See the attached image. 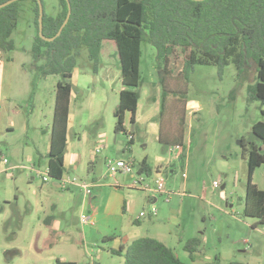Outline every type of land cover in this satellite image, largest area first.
<instances>
[{"label": "rangeland", "instance_id": "obj_1", "mask_svg": "<svg viewBox=\"0 0 264 264\" xmlns=\"http://www.w3.org/2000/svg\"><path fill=\"white\" fill-rule=\"evenodd\" d=\"M41 1L48 16L60 12V0ZM35 5L34 0H19V17L12 35L15 48L6 53L0 51V150L11 164L28 168L40 160L38 151L45 154L49 148L56 86L62 80L61 76H42L34 67ZM103 54L96 73L87 47L81 49L78 57L73 75L79 71L92 81L72 85V105L79 116L88 114L91 102L100 113L84 131L76 129L71 140L74 151L91 161L92 150L99 144L97 135L105 130L107 139L99 148L101 152H95L97 174L89 172L86 163L77 172L69 169V174L85 182L103 179L111 186L115 180L107 175L105 158L109 161L121 154L131 156L126 149L134 147L133 177L132 173L127 180L115 176L125 186L120 191L126 195L129 207L123 217L124 229L114 232L102 227V233L96 229L89 237L84 236L80 220L73 215L82 202L78 191L74 190V199L66 202L63 196L55 197V193H68L67 190L53 184L44 186L43 180L29 170H16L12 176L0 178V264H56L62 257L77 264H123L124 257L111 250H119L126 238V247L141 238L159 240L187 264H209L217 259L221 264H264V223L243 215L248 156L252 147H263L253 127L264 123V101L251 100L248 93V88L256 83L254 65L241 75L234 64L222 73L215 65L195 67L185 94L184 145L182 151H173L172 147L157 143L155 137L147 143L149 137L141 126L135 142H131L130 113L126 114L127 133L116 134L112 109L123 87L121 65L112 46L105 47ZM189 54L190 50H174L168 66L172 75L181 73ZM156 56V49L143 42L142 81L134 90L140 94V102H145V108H154L155 120L160 122L163 90ZM85 135L88 142L81 138ZM153 144L169 160V167L156 178L139 172L143 146L152 149ZM41 165L38 169L44 172L45 165ZM135 179H144L142 184L153 188L162 181L172 194L168 197L130 189ZM214 182L219 186L215 187ZM252 183L264 192V166L255 170ZM153 198L158 202L154 203ZM55 204L57 209H52ZM106 232L112 239H105ZM191 239L201 241L195 262L185 249ZM73 243L76 252L72 251Z\"/></svg>", "mask_w": 264, "mask_h": 264}, {"label": "trees", "instance_id": "obj_2", "mask_svg": "<svg viewBox=\"0 0 264 264\" xmlns=\"http://www.w3.org/2000/svg\"><path fill=\"white\" fill-rule=\"evenodd\" d=\"M9 0H0V5ZM34 8L37 36L32 47L34 67L42 76H61L55 93V106L46 157L48 175L59 183L65 174L67 123L70 113L71 78L81 49L87 47L95 73L104 58V48H115L121 65L119 104L115 110L116 134L127 133L125 117L135 114L141 85L142 44L149 42L157 52L160 85L163 90L160 112L159 143L183 147L188 91L191 73L197 65H215L222 73L234 64L239 75L256 68V83L248 88L251 100L264 101V0H68L71 17L60 37L47 42L39 32V5ZM67 0H60V12L48 16L44 9L43 36L54 38L69 13ZM18 2L0 9V51L14 50L13 32L19 17ZM44 6V4H43ZM176 48L190 50L181 73L168 70L169 58ZM263 147H252L248 156V182L243 215L264 223V192L253 183L255 170L264 166V123L253 127ZM133 135V134H131ZM131 141V140H130ZM132 142V141H131ZM140 174L151 176L147 161L141 162ZM185 249L194 262L201 252V241L191 239ZM112 254L123 256V264H187L164 243L141 238ZM56 264H75L56 261ZM209 264H221L217 259ZM230 264H241L232 262Z\"/></svg>", "mask_w": 264, "mask_h": 264}, {"label": "crops", "instance_id": "obj_3", "mask_svg": "<svg viewBox=\"0 0 264 264\" xmlns=\"http://www.w3.org/2000/svg\"><path fill=\"white\" fill-rule=\"evenodd\" d=\"M86 81H92V79H88L87 75L83 77L79 71H77L73 77H72V85L74 87L78 86L82 82ZM124 89V86L121 88L120 92ZM75 97V93L72 89L71 93V104H70V113L68 117V123H67V150L65 154V159H64V165H65V174L64 176L70 177V178H76V176H72L69 174V169L74 168V170L77 172L81 166H83L85 163L87 164L86 167L88 168V171L91 172L92 174H97V167H96V161L97 157H95V150L99 149L101 145L106 141L108 133L103 130L97 135V142L99 144L94 147L92 150V160L88 161L85 160V154H81L78 152L74 151V145L72 144V137L73 134L75 133V130L77 129L78 131H84L90 123H92L98 114L100 113V109L96 107L95 104L92 102L89 104V112L87 115H82L79 116L77 114V111L75 107L72 105V100ZM145 101L147 102V99L144 98ZM119 104V100L116 102V104L113 105V116L116 110V105ZM55 106V105H54ZM154 108L147 107L145 108V102L141 103L139 101L138 109L135 114V121L132 122V115L130 117L129 123H130V136L132 137V142H135V134L138 129V126H141L144 130L145 133L147 134V143H151L153 141V138L155 137V140L157 143H159V134H160V122H156L155 117H154ZM151 113V114H150ZM54 114V112H53ZM53 121V120H52ZM113 122V121H112ZM111 122V124H112ZM128 121L125 117V128L128 131L129 125L127 124ZM146 124V126H145ZM133 134V135H131ZM51 136V132H50ZM82 139H84L86 142L87 140V135H85V138L81 136ZM160 144V143H159ZM148 145H144V155H143V161L146 160L148 165L152 168V175L156 178L159 177L160 173L167 169L169 167V160L166 158V156L163 155V150L158 147V145L153 144L152 149H148ZM173 151L174 148H171ZM128 151V154L131 156H128L127 154H121L118 156L117 159L114 160H133V156L136 155L134 147H128L126 149ZM178 151H182L178 150ZM50 152V140H49V148L45 154H42L41 152H37L38 158V163L34 162V165L41 169L42 167V162L44 163V168H47V160L46 157ZM0 154L4 155L1 150ZM108 161L107 158H105V165L106 162ZM107 169V166H106ZM108 172V169L106 170ZM173 172V171H172ZM109 175V172L107 173ZM133 177V173L131 174ZM115 181L114 183L110 185H107L102 182L103 179H98L94 180L93 182H87L92 186V190H94L92 196H85L82 192V190L77 187V186H63L61 182H49V183H44V186L53 184V186L57 189L63 188L64 190H67L68 193H55V197L57 195L63 196L65 199L64 201H72L76 195L73 191L76 190L79 192V195L81 197V204L77 206V208L74 209L73 215L74 217L78 218L81 222V225L84 230V236L89 237L91 232L93 230L98 231V233H102V227L106 230H111L114 232L120 231L122 232L124 229V214L128 211V202L126 199V195L120 191V189H123L125 186L117 181V177L111 176ZM118 176V175H117ZM122 176V175H120ZM9 177V176H7ZM129 176L126 178L123 176L124 180H127ZM103 178V177H101ZM83 181V180H82ZM110 187H113L112 189ZM129 188H133L131 185ZM96 189V191H95ZM66 194V195H65ZM154 203L158 202L157 198H153ZM63 205V204H62ZM55 207L57 209L56 204L55 206H52V209ZM82 215H88L92 221V223L84 224L81 220ZM50 217V216H49ZM48 217V218H49ZM69 231L74 232L73 228H69ZM70 233V232H69ZM71 234V233H70ZM105 239H112L110 237L109 233L106 232ZM128 241V238L124 239V243ZM122 244V246L126 247L125 244ZM72 251L76 252V246L75 244H71ZM197 255H200V253L196 254L194 256V262L197 261L196 257ZM63 262H73V260H68V258L62 257ZM77 264L76 262H73Z\"/></svg>", "mask_w": 264, "mask_h": 264}, {"label": "built area", "instance_id": "obj_4", "mask_svg": "<svg viewBox=\"0 0 264 264\" xmlns=\"http://www.w3.org/2000/svg\"><path fill=\"white\" fill-rule=\"evenodd\" d=\"M129 139L132 140V137L130 136ZM181 149H182L181 147H174V150H181ZM96 152L100 153L101 149H97ZM106 166H107L109 175H111V176L122 175L126 178L127 176H129L130 173H132L133 162H132V160H109L106 162ZM16 170H29L32 174L41 178L44 183H49V182L53 181V179H51L50 176L48 175V168H46V170H44V172H41V171H39V169L35 165H32V167H29V168L24 166V165L23 166L13 165V164H11L10 160L5 155L0 154V178L2 176H12L14 171H16ZM144 181H145L144 179H139V180L135 179L132 183V187L138 188L142 191H147L149 193L165 194L168 197H170V195L172 194L171 192H168L166 190V186L162 181H159L155 188H153L149 185H143L142 183ZM60 182L65 187L66 186H77V187H79L85 196H92L93 195L92 186L85 181L78 180L77 178H70L67 176H63ZM214 186L218 187L219 183L214 182ZM169 201H170V199H167V202H169ZM144 215L145 214H142V216H144ZM156 215H157V212H154L153 216H156ZM81 220L84 224L92 223V221L88 215H82Z\"/></svg>", "mask_w": 264, "mask_h": 264}, {"label": "water", "instance_id": "obj_5", "mask_svg": "<svg viewBox=\"0 0 264 264\" xmlns=\"http://www.w3.org/2000/svg\"><path fill=\"white\" fill-rule=\"evenodd\" d=\"M19 0H9L7 1L6 3L0 5V9H3L15 2H18ZM38 2V5H39V32H40V36L46 40L47 42H53L56 38L60 37L62 32H63V29L66 27V25L68 24L69 20H70V17H71V5L70 3L68 2V8H69V13L67 15V18L64 22V24L62 25V27L60 28L59 32L57 33L56 37L54 38H45L43 36V20H44V6H43V3L41 0H36Z\"/></svg>", "mask_w": 264, "mask_h": 264}]
</instances>
